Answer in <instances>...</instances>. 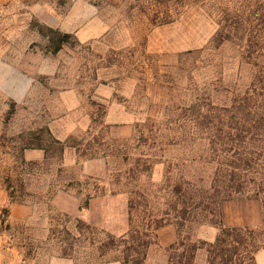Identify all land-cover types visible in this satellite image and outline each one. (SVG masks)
I'll use <instances>...</instances> for the list:
<instances>
[{"label": "rangeland", "instance_id": "1", "mask_svg": "<svg viewBox=\"0 0 264 264\" xmlns=\"http://www.w3.org/2000/svg\"><path fill=\"white\" fill-rule=\"evenodd\" d=\"M50 30L71 36L56 54L53 42L60 36ZM215 30L201 9L157 27L128 0H0V264H45L57 258L61 240L63 245L73 243L78 264H90L96 257L88 244L90 235L71 240L63 232L76 233L74 219L88 224L86 212L79 210L85 199L123 195L111 193L108 167L103 178L83 175L81 166L88 160L72 148L64 149L60 159L23 150L26 140L33 139L31 133L47 130L69 146L80 144V153L91 147L99 155L112 147L109 141L143 133L148 140L135 152H148L154 159L149 181L153 190L163 184L169 163L179 166L193 157L199 146H183V129L177 132L174 126L179 114H174V106L187 105L192 98L186 79L190 63L177 65L176 59L205 47ZM236 58L232 48L224 47L215 59L221 60L228 81L244 84L248 73L238 68ZM194 66L192 82L200 87L213 72L203 64ZM177 68L182 72L177 74ZM177 76L182 82L178 91L172 88ZM183 115L180 121L189 114ZM91 119L95 123L87 134ZM110 163V168L118 166L119 160ZM192 166L190 171L206 173L200 164ZM5 184L11 187L12 199ZM100 208L92 204L87 216L98 221ZM222 220L225 227L258 228L260 204L245 198L226 202ZM53 226L56 230L49 236ZM217 233L209 225L191 230L194 240L206 242H213ZM203 260L201 253L198 261ZM255 262L264 264V251L255 255ZM145 264H166L165 252L156 250Z\"/></svg>", "mask_w": 264, "mask_h": 264}, {"label": "trees", "instance_id": "2", "mask_svg": "<svg viewBox=\"0 0 264 264\" xmlns=\"http://www.w3.org/2000/svg\"><path fill=\"white\" fill-rule=\"evenodd\" d=\"M128 1L152 26L172 24L192 9L203 10L216 26L205 47L183 52L176 59L177 65L182 61L190 63L186 79L192 98L187 105L174 106V114L179 113L174 126L177 132L183 129V146H199V150L179 166L169 163L174 170L168 165L163 184L153 190L149 181L154 159L148 152H135L140 143L148 140V137L143 140V133L135 139L109 141L112 147L100 155L92 152L91 147L80 153V144L69 146L47 130L31 133L33 139L26 140L23 150H40L45 159H60L64 149L72 148L84 160H107L109 185L114 188L111 193L126 197L128 230L124 235L114 237L79 219H74L76 233H63L71 240L83 233L90 235L88 244L96 252L90 264H145L148 252L157 246L156 231L167 225L174 227L176 241L164 249L166 264H256L255 255L264 251V0ZM50 32L60 36L53 42L52 53L56 54L71 36ZM224 47L232 48L237 53L238 68L246 69L244 84L230 82L224 76L221 60L215 59ZM197 63L213 72L200 87L191 78ZM179 72L181 68H177ZM178 82L181 85L179 76L173 80L172 88L176 91ZM183 114H189L188 118L180 121L185 118ZM94 123L91 119L87 134ZM148 133L154 142L155 135L150 130ZM116 144L123 147H114ZM111 159L119 160L121 167L110 168ZM197 163L206 171L204 175L190 171ZM5 188L12 199L11 187L5 184ZM237 198L259 202L260 227L223 226L222 206ZM89 199L79 204V210L88 208ZM202 225L218 229L213 242L193 239L191 230ZM55 230L53 226L49 236ZM94 234L103 237L96 240ZM59 243L57 258L78 264L73 243L63 245L62 240ZM201 253L203 262L198 261Z\"/></svg>", "mask_w": 264, "mask_h": 264}, {"label": "crops", "instance_id": "3", "mask_svg": "<svg viewBox=\"0 0 264 264\" xmlns=\"http://www.w3.org/2000/svg\"><path fill=\"white\" fill-rule=\"evenodd\" d=\"M106 162L104 159H93L85 161L81 166V173L85 176L100 177L103 178L107 174ZM98 204L101 206L99 209V219L95 221L87 216L88 210L92 208V204ZM86 212V213H85ZM82 213L84 221L89 225L95 227H102L107 230V233L120 237L124 235L128 230L127 223V205L124 195H108L106 199H93L89 202V209L87 208ZM157 246L154 249H150L147 255V261L150 256L158 250L164 251L165 248L170 246L176 241L175 229L172 225L164 226L156 231ZM211 241V239H209ZM155 251V252H153ZM45 264H74L72 260L62 258H51ZM107 264H120L119 262H111Z\"/></svg>", "mask_w": 264, "mask_h": 264}]
</instances>
